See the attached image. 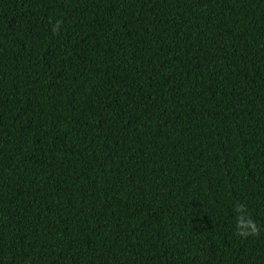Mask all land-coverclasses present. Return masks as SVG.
Masks as SVG:
<instances>
[{"label": "trees", "instance_id": "trees-1", "mask_svg": "<svg viewBox=\"0 0 264 264\" xmlns=\"http://www.w3.org/2000/svg\"><path fill=\"white\" fill-rule=\"evenodd\" d=\"M0 264H264V0H0Z\"/></svg>", "mask_w": 264, "mask_h": 264}, {"label": "clouds", "instance_id": "clouds-1", "mask_svg": "<svg viewBox=\"0 0 264 264\" xmlns=\"http://www.w3.org/2000/svg\"><path fill=\"white\" fill-rule=\"evenodd\" d=\"M62 21L57 20L52 26L53 34H58L60 31ZM234 211L238 214L236 217V227L234 235L242 238L249 236H258L261 228L256 224L251 216L248 215V209L245 204L237 203L234 207Z\"/></svg>", "mask_w": 264, "mask_h": 264}]
</instances>
